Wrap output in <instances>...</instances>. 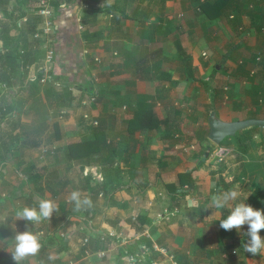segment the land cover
Returning a JSON list of instances; mask_svg holds the SVG:
<instances>
[{
    "label": "crops",
    "instance_id": "obj_1",
    "mask_svg": "<svg viewBox=\"0 0 264 264\" xmlns=\"http://www.w3.org/2000/svg\"><path fill=\"white\" fill-rule=\"evenodd\" d=\"M37 1L29 0L21 11L36 14ZM202 2L52 0L56 16L48 45L58 86L51 87L65 86L73 99L62 107L46 101L50 118L41 135L9 120L4 132L0 124V264H17L12 254L22 231L38 235L42 252L19 264H139L128 262L127 253L153 264H264V252L244 251L246 237L221 230L219 220L229 209L208 207L213 195L236 190L239 197L232 203L264 209V127L243 129L247 151L228 139L222 146L231 152L222 162L211 161V149L202 160L213 145L207 122L212 109L224 121L264 120V37L257 33L264 27V4L252 11L254 0H236L214 17L215 10L201 12ZM16 31L10 25L9 35ZM234 33L236 45L225 38ZM36 40L30 77L41 67L43 42ZM49 85L39 83L40 94ZM215 88L223 91L213 100ZM11 90L14 99L27 96L22 89ZM146 97L154 100L149 118L157 123L141 116L129 127L134 110L149 103ZM32 104L27 97L14 111L29 117L21 124H31ZM75 106L88 114L84 120L90 126L71 115L59 120L58 110L67 114ZM55 123L59 137L51 141ZM96 126L107 148L70 158L67 146L94 138ZM182 172L192 173L196 189L184 185L176 190L184 197L170 196L164 184H177ZM73 191L90 203L77 208L69 199ZM42 199L57 205L51 218L18 219L19 210L37 207ZM167 208L178 212L165 215ZM260 234L264 237V230Z\"/></svg>",
    "mask_w": 264,
    "mask_h": 264
},
{
    "label": "trees",
    "instance_id": "obj_2",
    "mask_svg": "<svg viewBox=\"0 0 264 264\" xmlns=\"http://www.w3.org/2000/svg\"><path fill=\"white\" fill-rule=\"evenodd\" d=\"M29 0H0V14H2V19L8 22H4L0 24V39L1 41L0 46V99H3L4 105H0V114L5 120L8 121V118H11L14 111L17 112V109L23 101L27 99V97L33 99V116H31V124H21L19 119L10 120V124L17 125L22 128V130H30L33 131L34 135H41L42 133L47 132V124L46 121L50 118V114L48 113V108H46L45 103L48 101V105L54 100V105L57 107L68 106L71 103L73 97L71 96L70 89H67L65 86H62L59 91L54 90L52 85L50 84L49 90L43 91L42 94L39 92V78L41 76V72L39 69H35L34 75L30 77L29 75V67L33 64L34 55L32 54L31 47L34 46V39L33 35L38 30V23L40 20L38 16L33 13L34 15H26L24 12L21 11L23 6ZM205 2L199 3L201 12H210V10L217 11V14L214 15L218 16L220 13L222 15L223 12L227 11L232 3L236 0H204ZM258 4H264V0H254V4L252 8H258ZM37 7H35L34 11ZM246 8L247 5H246ZM255 9V8H254ZM253 9V10H254ZM260 9V8H259ZM18 10L20 12H18ZM249 10V11H251ZM252 10V11H253ZM223 11V12H222ZM206 15V13H204ZM203 14V15H204ZM264 18V13L261 14ZM207 16V15H206ZM208 17V16H207ZM25 18L23 23L20 22L18 25V20ZM256 18H260L257 15ZM10 21V22H9ZM8 23V24H5ZM5 24V25H4ZM10 25H13L16 28L15 36H10ZM261 27H257V33H261ZM38 41V40H36ZM41 42V41H39ZM38 44V43H37ZM178 53L183 54L180 50V47L177 46ZM50 48H52L50 46ZM54 80L56 76L54 75ZM190 79V78H189ZM18 82L19 88L23 91H26L27 96L23 99V97L15 98L14 95L17 93L12 92V87L15 81ZM1 83H4L7 89L5 90L4 94H1ZM223 90L216 91V88L213 89V100H215L216 96L220 94ZM18 92V91H17ZM146 100H149V103H144L138 107L137 110L133 112V118L131 121H128L129 127L132 125V121L136 118H140L141 116L149 118V116H153L151 114V108L154 104V100L150 97H146ZM144 102H146L144 100ZM20 103V104H18ZM94 103V102H93ZM214 107V104L211 105ZM59 111V110H58ZM58 111L56 112L58 114ZM53 115L55 116V111L52 110ZM64 115L61 113L59 116ZM84 118V117H83ZM149 121L152 122V125H155L157 122L155 121L154 117H150ZM154 123V124H153ZM98 124V123H97ZM250 130V129H249ZM246 133L243 130L237 131V133L233 137H227L225 139L232 140V144L237 147V149H241L243 151H247L248 145L243 146V142L241 141L240 135ZM99 134L102 135V132L98 129V126L95 127L94 130V138L83 139L79 143L70 144L67 146L69 153L71 154L70 158L79 160L81 156L91 157L96 152H100V150L107 148L108 143L106 140L100 141L98 140ZM50 137L52 138L51 141L54 139L58 140L59 137V129L57 124L52 129V133H50ZM225 141V140H224ZM223 143V141H222ZM220 143V145H223ZM5 144H3L4 146ZM214 145H211V150L213 149ZM177 184L175 183H166L164 186L167 188L168 193L170 196L177 197L182 195L184 197V192L178 193L177 189H183L184 185H187V188L196 189L195 185V178L193 177L191 172H182L179 173L177 176ZM219 193V191H217ZM172 197V198H173ZM168 209V208H167ZM170 210V209H168ZM227 216V213L223 211V215L220 219H223ZM220 223V222H219ZM222 230V229H221ZM49 234H45V237ZM42 245V244H41ZM42 252V246L40 247L39 253Z\"/></svg>",
    "mask_w": 264,
    "mask_h": 264
},
{
    "label": "clouds",
    "instance_id": "obj_3",
    "mask_svg": "<svg viewBox=\"0 0 264 264\" xmlns=\"http://www.w3.org/2000/svg\"><path fill=\"white\" fill-rule=\"evenodd\" d=\"M6 89V86L2 87L1 94H3ZM238 197L239 193L236 190L224 191L213 195L210 198L208 207L210 209H229L228 215L219 220L220 228L225 231L237 230L242 237H246L243 244L244 251L251 256H256L264 252V237L260 234L261 230H264V209L254 208L251 204L246 202L232 203L237 201ZM69 199L76 203L77 208L81 206V203H90L86 198L81 201V193L79 191H73ZM56 210L57 205L52 200L42 199L39 201L37 207H23L17 212V217L24 221L38 223L42 219L51 218ZM245 225H247L246 231L244 230ZM40 247L41 244L38 235L31 231L19 232L15 236V249L12 254L13 260L19 264V261L23 260L25 257L35 255L40 250ZM50 259H55V257H50Z\"/></svg>",
    "mask_w": 264,
    "mask_h": 264
},
{
    "label": "built area",
    "instance_id": "obj_4",
    "mask_svg": "<svg viewBox=\"0 0 264 264\" xmlns=\"http://www.w3.org/2000/svg\"><path fill=\"white\" fill-rule=\"evenodd\" d=\"M36 14L41 18L40 25L38 27V30L34 33L33 37L35 39H38L44 43V47L46 49V54L43 60V65L40 67L41 76L39 78V83L42 85L51 84L52 86H58V82L54 80L53 78V58H54V50L50 48L48 45L51 41L50 35L53 32V19L56 16L55 6H53L52 0H38L37 1V11ZM2 18V14H0V19ZM20 23L18 22V25ZM261 34L264 35V27H261ZM2 87H5L4 83H1ZM1 87V88H2ZM85 119H89L88 114L82 115ZM61 117V116H60ZM93 124H97V122L94 120L92 121ZM45 149V148H43ZM185 149V148H183ZM231 150L227 147H224L222 145H217L216 148L211 152V156L215 159L217 163L222 162L226 156L229 155ZM177 212V209L174 208L173 210H164L165 215H172ZM136 217V216H135ZM134 219V217H133ZM39 235L44 234V229L40 228L38 230ZM62 237L65 238V235L62 234ZM124 245L127 244V240L122 239L120 240ZM160 251H164L163 249H159ZM99 256H102V252H98ZM127 261L130 263L138 262L139 264H153V262L149 261V263H145L147 259L144 256H140L139 254H132L127 253ZM68 264H78V262L72 260L69 261Z\"/></svg>",
    "mask_w": 264,
    "mask_h": 264
},
{
    "label": "water",
    "instance_id": "obj_5",
    "mask_svg": "<svg viewBox=\"0 0 264 264\" xmlns=\"http://www.w3.org/2000/svg\"><path fill=\"white\" fill-rule=\"evenodd\" d=\"M207 122L209 125L208 139L214 145H219L225 138L233 137L237 131L246 129L251 126L264 127V120L262 119H243V120H231L224 121L220 119L214 109H212L208 115ZM211 147H207L204 153V161L210 152Z\"/></svg>",
    "mask_w": 264,
    "mask_h": 264
},
{
    "label": "rangeland",
    "instance_id": "obj_6",
    "mask_svg": "<svg viewBox=\"0 0 264 264\" xmlns=\"http://www.w3.org/2000/svg\"><path fill=\"white\" fill-rule=\"evenodd\" d=\"M4 22H8V21H6V20H3L2 18L0 19V24H2V23H4ZM10 22V21H9ZM23 22V21H22ZM21 22V23H22ZM5 24H8V23H5ZM4 24V25H5ZM244 27V26H243ZM224 35V34H223ZM254 35V34H253ZM255 36H256V34H255ZM262 37H264V35H261ZM260 36V37H261ZM225 37V36H224ZM261 37V38H262ZM227 40H229L230 42H232V44H239V43H234V42H238L239 41V39L237 38V36H235V33L233 34V35H231L230 37H229V39H228V37H225ZM240 38H243V39H241V41H244L245 40V38L243 37V36H241ZM1 41H3V39H0V44H1ZM244 42H246V41H244ZM1 46V45H0ZM42 49H43V51H42V49L40 50V52H39V55L41 54V56L39 57V60H40V62H39V66H42L43 65V60H44V57H45V52H46V49L47 48H45L44 47V43H43V45H42V47H41ZM206 55V54H205ZM205 55H203V56H205ZM170 57V56H169ZM197 74H198V72H196ZM210 74V73H209ZM15 81V80H14ZM19 86V84H18V82H16L15 81V83H14V85H13V90L14 91H18V90H20V88L18 87ZM217 88V87H216ZM220 88H223V86H221ZM0 105H4V102H3V99H0ZM82 107H85V106H87V105H81ZM81 106H75L74 108H72L71 110H70V112H68L67 114H64V115H62V117H60L59 115L60 114H57V117H60L59 118V120H61V122H64V121H66V119H67V117H69L70 115L72 116V118L73 119H75L77 122H79V125H81V126H83V127H85L86 128V126H90V125H88V123H87V121H85L84 120V118H83V114H82V111H81V109H83V108H80ZM78 109V110H77ZM87 112V111H86ZM59 113V112H58ZM85 114V113H84ZM17 120V119H19L21 122H22V120L23 121H28L29 120V117H27L24 113H21V114H14V115H12L11 116V118H8V120L10 121V120ZM7 121L6 120H4V118L1 116V114H0V124L1 125H3L2 126V131H4V132H8V130L6 129L7 128V126H6V123ZM228 139H225V141L223 140V143L222 144H224L225 145V142L227 141ZM228 143V141L226 142V144ZM216 148V146L214 145V147H213V149H212V151L214 150ZM211 161H213V163L214 162H216L215 161V159L212 157L211 158ZM182 210H186L185 208L184 209H182Z\"/></svg>",
    "mask_w": 264,
    "mask_h": 264
}]
</instances>
